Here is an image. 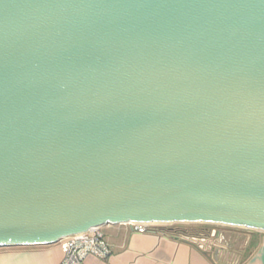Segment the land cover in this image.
<instances>
[{"label": "water", "instance_id": "1", "mask_svg": "<svg viewBox=\"0 0 264 264\" xmlns=\"http://www.w3.org/2000/svg\"><path fill=\"white\" fill-rule=\"evenodd\" d=\"M134 222L264 231V0H0V247Z\"/></svg>", "mask_w": 264, "mask_h": 264}, {"label": "crops", "instance_id": "2", "mask_svg": "<svg viewBox=\"0 0 264 264\" xmlns=\"http://www.w3.org/2000/svg\"><path fill=\"white\" fill-rule=\"evenodd\" d=\"M101 230L111 255L87 256L80 264H264V231L248 230L244 248L231 257L220 245L221 234L210 246L209 240H181L157 232L156 227L138 232L128 223H109ZM62 242L0 247V264H62Z\"/></svg>", "mask_w": 264, "mask_h": 264}, {"label": "built area", "instance_id": "3", "mask_svg": "<svg viewBox=\"0 0 264 264\" xmlns=\"http://www.w3.org/2000/svg\"><path fill=\"white\" fill-rule=\"evenodd\" d=\"M128 224L138 232H146L159 226L138 222ZM61 240L64 251L62 264H80L87 256L105 259L111 255V246L105 240L101 226L90 227L84 232L72 234Z\"/></svg>", "mask_w": 264, "mask_h": 264}, {"label": "rangeland", "instance_id": "4", "mask_svg": "<svg viewBox=\"0 0 264 264\" xmlns=\"http://www.w3.org/2000/svg\"><path fill=\"white\" fill-rule=\"evenodd\" d=\"M173 224L175 223H168L164 225H173ZM180 224L188 225L189 227H197V228L206 227L209 229L218 230L220 234L224 236V239L220 242V245L224 246L223 247L224 251L228 253V255L231 257L234 256L237 252L240 253L246 243V235H247L248 229L243 228V227L229 226V225L216 224V223H198V222H186V223H180ZM212 238H210V240Z\"/></svg>", "mask_w": 264, "mask_h": 264}, {"label": "trees", "instance_id": "5", "mask_svg": "<svg viewBox=\"0 0 264 264\" xmlns=\"http://www.w3.org/2000/svg\"><path fill=\"white\" fill-rule=\"evenodd\" d=\"M157 232H161L165 235L171 236L173 238L187 240L190 242H196V236L201 233V228L189 227L188 225H182L180 223H175L173 225H163L157 226ZM195 240V241H194Z\"/></svg>", "mask_w": 264, "mask_h": 264}, {"label": "flooded vegetation", "instance_id": "6", "mask_svg": "<svg viewBox=\"0 0 264 264\" xmlns=\"http://www.w3.org/2000/svg\"><path fill=\"white\" fill-rule=\"evenodd\" d=\"M212 233H214V235H212ZM219 234H220V232L216 229H209V228L204 227V228H201V233L199 236H196L195 240L197 242H199L202 239L210 240V238H212V237H213L212 239H215L216 236H219Z\"/></svg>", "mask_w": 264, "mask_h": 264}]
</instances>
